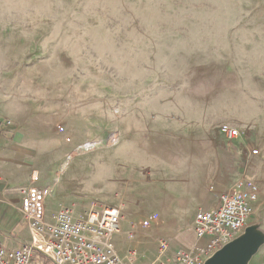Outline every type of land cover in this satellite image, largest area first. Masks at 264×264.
<instances>
[{
    "label": "rangeland",
    "instance_id": "374dc122",
    "mask_svg": "<svg viewBox=\"0 0 264 264\" xmlns=\"http://www.w3.org/2000/svg\"><path fill=\"white\" fill-rule=\"evenodd\" d=\"M0 108L47 131L48 222L119 207L103 174L137 133L237 128L259 189L237 237L252 229L264 264V0H0Z\"/></svg>",
    "mask_w": 264,
    "mask_h": 264
},
{
    "label": "crops",
    "instance_id": "0c3cea01",
    "mask_svg": "<svg viewBox=\"0 0 264 264\" xmlns=\"http://www.w3.org/2000/svg\"><path fill=\"white\" fill-rule=\"evenodd\" d=\"M5 115L9 111L0 108V122ZM1 124L5 133L0 131V241L15 248L29 238L20 208L22 188L33 170L40 171L43 181L48 138L45 129L36 134L28 127L8 129ZM177 130L154 127L141 139L137 133L132 146H119L112 174L105 167L102 182L118 180L115 193L125 200L119 205L121 230L114 242L128 264H153L182 249L197 251L206 239L195 232L196 213L217 208L224 192L248 180L242 163L250 152L241 138L229 141L220 128L205 126L197 133L184 125ZM131 250L136 252L133 257Z\"/></svg>",
    "mask_w": 264,
    "mask_h": 264
},
{
    "label": "built area",
    "instance_id": "2783aa9c",
    "mask_svg": "<svg viewBox=\"0 0 264 264\" xmlns=\"http://www.w3.org/2000/svg\"><path fill=\"white\" fill-rule=\"evenodd\" d=\"M11 124V120L6 122ZM220 130L229 140L239 135V130L228 124L221 125ZM52 190L51 184L41 180L40 171L33 170L22 188L20 207L27 220L29 238L15 248L0 241V264H128L119 256L114 242V234L121 230L118 206L94 205L82 217H76L71 208L64 207L57 211L53 222H48L46 202ZM258 192V186L250 180L224 192L217 208L200 209L195 215V232L206 239L205 244L197 251L182 249L175 257L153 264H205L247 225L255 212ZM135 254L131 250V257Z\"/></svg>",
    "mask_w": 264,
    "mask_h": 264
},
{
    "label": "water",
    "instance_id": "95a60500",
    "mask_svg": "<svg viewBox=\"0 0 264 264\" xmlns=\"http://www.w3.org/2000/svg\"><path fill=\"white\" fill-rule=\"evenodd\" d=\"M260 239L247 228L245 233L224 245L205 264H247L260 247Z\"/></svg>",
    "mask_w": 264,
    "mask_h": 264
},
{
    "label": "trees",
    "instance_id": "16d2710c",
    "mask_svg": "<svg viewBox=\"0 0 264 264\" xmlns=\"http://www.w3.org/2000/svg\"><path fill=\"white\" fill-rule=\"evenodd\" d=\"M1 125H2V124H1V122H0V131H1L2 133H5L4 128H2Z\"/></svg>",
    "mask_w": 264,
    "mask_h": 264
}]
</instances>
